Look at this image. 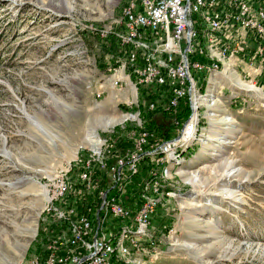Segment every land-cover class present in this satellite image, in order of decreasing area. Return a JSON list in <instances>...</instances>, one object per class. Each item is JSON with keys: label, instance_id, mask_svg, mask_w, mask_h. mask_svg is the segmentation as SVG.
Returning a JSON list of instances; mask_svg holds the SVG:
<instances>
[{"label": "rangeland", "instance_id": "obj_1", "mask_svg": "<svg viewBox=\"0 0 264 264\" xmlns=\"http://www.w3.org/2000/svg\"><path fill=\"white\" fill-rule=\"evenodd\" d=\"M141 1L0 0V264H51L53 254L64 261L74 250L65 244L69 229L81 215L90 212L94 233V207L107 194L134 215L142 191L168 168L153 156L141 158L135 174L119 169L137 154L140 135L149 138L138 156L161 144L147 124L179 106H169L166 86L134 87L135 60H117L123 11H139ZM218 8L232 10L223 0ZM200 15L191 18L199 35ZM255 39L247 38L256 46L247 50L248 63L260 53ZM214 62L210 75L191 71L202 92L199 132L157 194L148 191L156 201L150 237L137 239L141 251L111 264H264V78L230 82L225 61ZM257 62L264 65V56ZM116 77L126 83L121 91L112 85ZM184 122L173 120L172 139ZM91 131L98 146L84 139ZM103 223L115 235L132 227L110 215Z\"/></svg>", "mask_w": 264, "mask_h": 264}, {"label": "built area", "instance_id": "obj_2", "mask_svg": "<svg viewBox=\"0 0 264 264\" xmlns=\"http://www.w3.org/2000/svg\"><path fill=\"white\" fill-rule=\"evenodd\" d=\"M220 0H143L140 5V16L131 15L130 20H126L124 34H115L123 52L117 60L126 62L128 59H135L133 66L132 78L134 84L138 86H166L171 93L170 107L175 108L181 99H187L189 102L190 114L188 119L179 129L176 139L189 134L191 130V99L190 97V80L186 73V66L195 65L197 72L203 73L205 69H199V62H191V56H195L194 51V31L191 28V17L198 16V12H213L210 14V20L214 24V35H220L227 41L232 36L231 26L252 32L260 41V55L252 56L248 65L252 67L256 58L264 56V5H253L250 0H223L230 11H219L218 3ZM228 10V9H227ZM128 12V9H126ZM156 26H164V33H156ZM137 30H145V41H138ZM247 46V40L242 38L233 43V48L227 46L222 48L232 56L240 54L242 47ZM245 48V47H244ZM243 48V49H244ZM213 69H217L212 64ZM112 74L116 71L111 69ZM120 90L119 84L113 86ZM149 135L143 134L135 141L137 154H132L127 161H119V169L123 167L135 168L138 163L139 144H146ZM163 142L160 145H151L149 151L155 152L158 149H165L175 143L176 139ZM159 160L156 161V165ZM88 181V179H85ZM64 188V182H63ZM63 192L62 191H58ZM157 194V185H156ZM103 198L100 203L99 211L101 216L97 218L98 226H101L103 217ZM156 208V201H148L142 195V204L134 215H127V209L122 203H117V217L121 220L131 221L135 233H142L145 237H150V217ZM80 220L72 224L73 234L67 241H74V250H71V259L60 261L56 255H52L51 264H77L78 261L85 257H90V250L95 242H100L104 234L99 233L98 228L94 235L93 244H85V237L82 236L80 229ZM125 227V226H124ZM129 228V227H128ZM78 250L80 253L77 254ZM142 248L134 242H129L126 247L127 251L139 252ZM121 259V258H119ZM99 264H107V253H103Z\"/></svg>", "mask_w": 264, "mask_h": 264}, {"label": "bare ground", "instance_id": "obj_3", "mask_svg": "<svg viewBox=\"0 0 264 264\" xmlns=\"http://www.w3.org/2000/svg\"><path fill=\"white\" fill-rule=\"evenodd\" d=\"M142 2H143V0L141 1V3ZM198 13L201 14L200 20L202 21V25H201L202 28L200 30L201 31L200 35L198 34V31H197L198 27L195 28V26L191 20V28H193V31H194L195 55L196 54H198V55L207 54L208 55L207 58L209 60H212V61L217 60L216 58H214V54H217L219 56H223V55H225L226 50H224V49L220 50V51L217 50V52H215L216 49L214 48V45H213V41L215 38L214 24H213V22H211L210 16L207 14L208 12H198ZM122 15H123V18H122L123 30L121 28V30H122V31H120L121 33H117V34H124V28H126V20H130L131 15L140 16V10L135 11L132 9H128V12H126V10H124ZM156 33H164V26H156ZM199 36H201L205 41L206 45H205L204 51L199 47L200 46ZM137 38H138V41H145L146 31L145 30H137ZM259 55H260V53H259ZM130 60H135V59H130ZM213 63L215 66V62H213ZM213 63H211L209 66H204L202 64H199V69H205L204 70L205 73L210 75L211 72H214L213 67H211ZM133 66H135V65H133ZM193 70L197 71V67L195 65L186 66V73H188V77L190 80V97H192V99H191V118H190L191 130H190L189 134H186L184 137H180V138L176 139L175 143L170 145V147H167V155H166L165 149H158V150H155V152H146L144 154V156H148V157L158 156L159 158L157 160H159V162L164 161L165 163L168 164V168L167 167L164 168L162 170V172H160L159 177L156 178V180L151 181L150 184H148L146 186L144 191H142L144 194V199H147L148 201H153V200H151L150 195H148V194H150L148 191L153 190V192L156 193V190H155L156 185L158 187V183H160V181L168 178V175L170 174V170L171 171L176 170L177 167L180 166L178 164H179V162H181L182 158L184 157L183 153H185L186 149L190 148L193 145V142L196 140V137L198 136L199 120H200L198 109L201 108V106H203V105L200 104V101H199L200 98L202 97L201 96L202 92L200 91L201 93H199V89L197 88V80L193 77V74L191 73V71H193ZM114 76H116V75L113 74L112 77H114ZM120 80L121 79L119 77H116L112 81V85L117 86L119 84L120 88L123 85L126 86V83L122 81V84H121ZM129 84H131V83H127V85H129ZM133 85L135 87L136 84H133ZM136 86H138V85H136ZM207 91L208 90L206 89V92ZM130 93H131V95H134L133 88H130ZM205 97H206V95H205ZM212 97H213V95L210 94L209 98L206 99L210 105H212L211 103L213 102ZM204 108H205V106H204ZM125 118H126L125 116H122L119 120H123ZM84 139L91 146H98V144L96 143L95 131H91V132L87 133ZM143 145H145V144H139V148H141ZM141 158H142L141 155L138 156V160H141ZM130 171L133 174L136 173L135 168H130ZM152 179H154V178H152ZM59 186H61V187H59L60 191H62V189H63V191H65V188H63V183H60ZM60 193H63V192H60ZM103 212H104V214H103L102 220H104L107 215H110L114 218L117 217L116 198H109L107 200H104ZM89 213H85L84 215H81V220H80V229L82 231V236L85 237V244H93L94 243V235H93L92 229H91L92 225L90 222V218L88 216ZM127 215H130L128 211H127ZM69 230H71L70 234H69L71 237L73 234V227H71ZM65 235H66V233H65ZM146 238L147 237H145L144 234H142V233H135L134 229L122 227L120 229L118 235L114 236L113 238H106L104 236L100 242H95L92 249L90 250V257L83 258V260L78 261L77 264H99L101 255H103V253H107V264H111L112 259L114 257H116V256L121 257V256L126 255L125 249L128 246L130 241L134 242L138 245L137 239H143L144 240ZM69 243H71V242L66 241L65 244L68 245ZM71 244H74V241H72ZM71 250L72 249H70L68 251V253H67L68 258H65L64 261H68V259H71ZM128 252L129 251H127V253Z\"/></svg>", "mask_w": 264, "mask_h": 264}, {"label": "crops", "instance_id": "obj_4", "mask_svg": "<svg viewBox=\"0 0 264 264\" xmlns=\"http://www.w3.org/2000/svg\"><path fill=\"white\" fill-rule=\"evenodd\" d=\"M236 28V27H235ZM231 29H232V26H231ZM237 30H234V32L236 34H234V37H233V40L232 41H226L224 40L220 35H215V38H214V41H213V45H214V48L216 49L215 52L220 51V50H223L222 48L224 47H228L229 49L233 47V43H235L237 40H240L242 38H245L247 40V38L249 39V37H254V34L252 32H247L245 30H242V29H239V28H236ZM249 42V40H248ZM199 43H200V48L204 51V48H205V41L204 39L199 36ZM251 45L250 46H246L244 52L240 53L238 55V57H233L231 53H225V55L223 56H219L217 54H214V58H216L217 60H209L207 57L208 55L207 54H201V55H198L196 54L197 56H200V57H205L203 59H200V61L202 63H199V64H202L204 66H209L211 63H213L214 61H218V62H224L223 63V66H224V71H225V68H226V72H227V78L230 79V82L234 81V78L236 77L235 81L238 82V80L240 81L241 79H248V82L249 83H254L256 84L257 82H263V78H264V65H262V62H257L255 63L252 67H250L248 65V59H247V56H248V52L247 50H252L251 48L253 47V49H255L256 46H254V44H252V42L250 43ZM217 46V47H216ZM218 48V49H217ZM220 49V50H219ZM205 53V52H204ZM228 56V57H226ZM231 57V58H229ZM227 58V59H226ZM208 59V61H207ZM247 61H246V60ZM216 77L214 76L212 78V80H210L208 82V86L209 88L212 90V88L214 87V85H216ZM240 84V83H239ZM264 84V83H263ZM237 88V87H236ZM234 97V96H233ZM247 97V95H246ZM146 152H144L145 154ZM144 154H141L142 158L143 157H147L149 158L148 156H144ZM151 158V157H150ZM129 171H130V168H129ZM131 172V171H130ZM132 173V172H131ZM133 174V173H132ZM129 212V211H128ZM130 215H133L131 214V212H129ZM105 220V219H104ZM104 220H102V223L104 222ZM101 223V224H102ZM104 224V223H103ZM98 225V224H97ZM104 225H101V226H96V228H94V231H97V229L99 228L100 231L99 233H103L104 236L106 238H113L114 236H116L114 233H110L113 230V228L110 230L108 226L107 230H104L103 228ZM98 227V228H97ZM111 228V227H110ZM128 228V227H127ZM119 229V228H118ZM121 229V228H120ZM130 229V228H129ZM111 234V235H110ZM128 244V243H127Z\"/></svg>", "mask_w": 264, "mask_h": 264}, {"label": "trees", "instance_id": "obj_5", "mask_svg": "<svg viewBox=\"0 0 264 264\" xmlns=\"http://www.w3.org/2000/svg\"><path fill=\"white\" fill-rule=\"evenodd\" d=\"M255 44L259 45L260 44V39H255ZM205 85V84H204ZM205 87L203 86L204 90ZM186 102V101H185ZM186 106L183 101L179 102V106L177 107V112L175 113V115L172 114H168V113H161L159 116H157V118H154L152 120H150V122L147 124L148 129H150L155 137V139L159 141V143L165 142V141H169L171 140L174 135H175V126L173 124V120H182L183 122L188 118L189 116V111L187 109V112L185 113L184 107L182 106ZM181 110V112L179 111ZM110 193H113V190H110ZM109 194L106 195L107 199ZM94 212L96 213L99 209V205L94 207ZM101 215V212L99 213V216ZM97 215H96V220H97ZM92 225V223H91ZM93 233V230H92ZM95 233V232H94ZM115 258V257H114ZM114 258L112 259V262L114 260Z\"/></svg>", "mask_w": 264, "mask_h": 264}]
</instances>
